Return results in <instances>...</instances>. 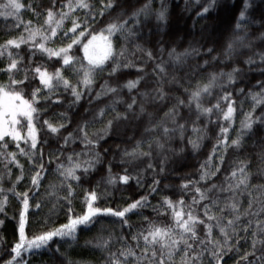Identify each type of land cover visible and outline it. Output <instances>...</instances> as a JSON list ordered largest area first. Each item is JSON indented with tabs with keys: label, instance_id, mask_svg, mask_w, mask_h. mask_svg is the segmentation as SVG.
Masks as SVG:
<instances>
[{
	"label": "trees",
	"instance_id": "1",
	"mask_svg": "<svg viewBox=\"0 0 264 264\" xmlns=\"http://www.w3.org/2000/svg\"><path fill=\"white\" fill-rule=\"evenodd\" d=\"M5 0H0V3ZM25 4V9L20 12V21L27 23L32 22L33 27H38L43 24L44 16L39 20L33 15L31 9L27 6L32 4L36 11H43L50 6V0H21ZM67 3V0H57V8L60 3ZM75 0H73V3ZM93 4L91 15L95 16V26L97 29L103 28L109 21L117 19V12L123 10L125 15L120 16L119 20L126 19L134 10L142 7L147 0H122L121 8L114 12L106 13L104 17L97 13L100 8V0H90ZM167 6V23L158 22L155 15H151L148 19L141 17V22L136 26V33L138 38L127 43L128 49L127 59L133 62V65L128 68H122L116 75L109 77L108 72L110 68L105 67L103 73L98 74L95 84L91 91L85 90L82 99L78 103H73L74 97L71 90H65L62 85H57L53 81V90L51 93L43 88L40 84L38 75H34V69L41 67L42 70H47L49 73L54 72L60 68L64 77L75 84L77 77L70 69L61 68L62 60L59 57L49 58L46 54L40 52L38 49L30 47L29 44H22L19 49L10 48L8 51L12 52L13 58L20 61L18 63L19 71L15 72L14 78L17 80L23 79L25 70L27 69L28 79L24 81L25 93H30L32 90L39 88L38 102L35 107L38 109V115L34 114V122L38 130L39 143L36 150V155L33 157L36 165L41 163L39 153L43 152L44 171L41 172V182L38 188L31 185V176L37 171L33 163L29 161L28 157L18 155L17 160L20 165H23V179L17 182V177L21 175V169L14 163H10V157L0 156V188L3 189V194H0V199L7 196V203L4 212L0 213V264H5V261L11 259L9 253L12 246L18 240L17 222L18 212L21 208V201L14 193H29L30 208L28 211V219L32 221L29 235L44 230V221H48V227H58L60 224L67 222L65 212L67 211V203L63 200L55 208L54 212L50 213L53 204H56L55 199H50L48 192L51 191L50 185L56 186L57 195L63 197L67 195L65 189L60 187L62 178L56 171L57 164L63 163L67 165V157L73 156L76 160L77 153L81 155L79 160H87L91 158L90 153L98 151L100 153V161L95 164L94 168L90 169L87 174H83L82 170L77 172L81 176V181L77 184L74 181H69L73 188L72 207L75 213L79 214L84 206L85 197L90 191H96L99 199L96 206L105 208L111 207L113 209H122L133 201L141 197H147V205L136 210L135 214H128V225L121 226L118 218L105 216L101 218L95 226L90 228L78 229V240L72 244L69 256L78 264H104V257L107 253H102L95 246L98 238L107 239L110 235L111 251L115 252L118 249L125 247L123 242L119 239L123 237L128 241V244L135 245L131 237L136 232L143 228H147L148 224L144 221L147 217L149 221L157 224H168L171 222V212L168 211L166 216H158L154 211V207L160 206L161 212L165 208L161 206V201L167 197L174 203L183 199L185 205H191L195 214L203 218L204 204L210 203L215 199L219 201V207H223L228 198L233 195L231 191H222L226 189L228 184L233 182L229 179L233 170L241 166V162L248 165L246 171L252 176L249 181L247 190L236 193V198L241 202L240 211L243 212L248 207V201L251 198L261 197L262 191L254 186L264 185V125L257 124L253 126L250 133H246L241 147L236 148L231 145V139L236 137L240 129V122L244 118V114L249 112L252 107L251 97L248 92H259L260 88L257 86L258 81L264 80V64L260 63L259 58L254 54L257 52H264V39H261V33H264V27L258 23L247 24L249 32L246 43L250 42V48H238L237 54L231 60H226L223 55V45L226 40L234 35H243V32L234 33L233 27L236 22V17L242 7L243 0H217L216 7L211 9L208 14L201 17L197 13L202 11V7L208 3V0H163ZM260 0H251L253 8L248 15L253 21L260 20V10L256 7ZM161 7V0H152V8L159 9ZM67 11V8L64 9ZM86 10H77L76 17L81 19L85 16ZM91 20V16L89 17ZM14 17H0V45H3L8 39H15L24 35L27 38V32L24 30L23 24L17 27L20 22ZM133 21H129V27H132ZM159 24V26H158ZM65 27L70 28L71 22L65 21ZM62 32H58V36L62 37ZM55 43H47V47L57 48L61 47L69 41L54 38ZM113 43L117 49H120L125 44L124 40L119 36L113 37ZM142 45L144 51L136 50L135 45ZM200 48V54L188 58L185 65L176 67L174 69L167 55L168 50L175 48L177 52H183L189 48V45ZM203 46V47H201ZM163 47L165 51L161 53L159 49ZM214 47L211 55L206 54L207 48ZM147 50H151L154 59L150 60L147 56ZM70 55L77 58L83 56L82 51H78L74 46ZM163 58L165 68L168 73L164 81V92L167 94L163 101L156 100L153 102L154 89L159 87L157 78L160 73H154L153 69L157 63H160V58ZM212 56H219V60H212ZM252 56L256 61L255 64L249 66L243 61L247 57ZM209 60V65H204V61ZM7 52L0 57V69H4L9 63ZM127 61H124L126 63ZM85 63H87L85 61ZM204 68V71L196 69L197 65ZM232 67H240L244 72L238 77L237 82L233 86H225L224 89L215 87L210 96L202 98L204 107H211L215 105L225 92L232 93V100L235 101L234 107L236 112L234 114V121L232 128L229 130V146L224 148L222 145L217 146L218 139L223 140L224 137L220 135V128L227 127L228 124L221 118L222 114L213 113L211 116H200L199 120L193 125V121L197 119L195 105H192V113L189 116V109L181 107L179 109L180 115L184 119L180 123L186 124V131L184 139L179 138V134H170L171 140L163 136L162 129H157L154 132H145L146 128L161 121L164 113L168 111L175 103V97L179 96L187 103L189 92L195 90L197 82L201 84L208 81L209 73H219L221 70L227 72ZM143 69V71H139ZM195 71V75H193ZM138 77H143L141 83L136 89L131 92L126 87L121 85L126 84L128 80H136ZM175 77L176 80L172 81ZM9 80L7 72L0 71V83L6 84ZM107 80L109 85L117 87L118 91L115 94H108L97 98V93L100 91V85ZM169 81H172L169 83ZM226 78L220 81L225 83ZM244 89V94L238 90ZM148 92L149 98L147 101L142 98L140 92ZM45 97H50L47 101ZM132 97L137 100V105L134 112H139L140 104H144L146 114L142 116H135L128 114L127 120L114 122L113 131L107 134L103 139L99 140V146L93 149L90 145L82 139L81 133L78 131L79 127L88 121L86 131L90 138L93 132L100 131L104 128L105 123L110 119L114 112L111 109L106 110L103 119L97 117L99 109L105 108L107 105H112L113 101H117L114 107L116 112L125 113L127 104L132 102ZM30 98V97H29ZM226 103H220V107L226 110ZM264 111V106L256 109L255 115L259 116ZM147 113L152 114V119L149 120ZM44 121H48L54 126L59 127L63 124L57 133H52ZM165 126L171 128L173 125L170 121H164ZM204 129L203 132L194 134L192 127ZM72 134V139L65 144V137ZM23 134V133H22ZM202 137L198 140L199 147L193 150L188 143V139H197V136ZM159 138L161 143L165 145L163 150L156 147L155 143L152 145L151 157H137L131 158L124 155L125 150L132 151L137 141H145L143 150L148 151L147 141ZM20 146L26 148L23 141ZM215 146V155L212 153ZM107 150V151H105ZM9 152L17 151L15 144H10ZM32 155V153H29ZM212 159L209 160V157ZM58 158V159H57ZM222 158V159H221ZM51 160V163L48 161ZM208 161V171H215V175L211 176L205 181H200L201 165ZM152 164V168L148 165ZM163 167V172H161ZM109 168L111 171L109 172ZM219 171H216V169ZM128 175L130 177L127 183L119 180L120 176ZM115 178L114 184L109 183V178ZM154 180H158L159 184L154 185ZM139 181V183H138ZM199 181V183L192 184L190 182ZM188 184L187 188L183 185ZM212 184L218 187L212 192L207 193L208 199L200 201L199 204H192L193 198L199 200V193H196L195 188L199 187L201 191L211 187ZM15 186V187H14ZM155 187L156 191H152ZM14 191H10L13 190ZM251 192V197L248 193ZM36 203H40L41 207L37 209ZM260 208L259 202H254L250 212H257ZM219 215L218 208L213 209ZM231 216L229 212L225 213ZM242 224H246L249 219L253 221L252 230L255 229V221L257 219L264 220V213L260 216H242ZM39 221L40 223H36ZM103 229V231H101ZM252 230L248 233L240 232L241 237L247 236V240L241 239L239 244V251H232L225 255L221 264H236L245 251H252L251 240ZM26 231H28L26 229ZM200 235L203 236V229L200 230ZM214 235L219 237L218 230L214 231ZM88 242V243H86ZM235 243V240L231 241ZM56 244L52 245L51 250L41 249L34 251L31 254L25 253L24 259L28 264H62V257L55 253ZM69 247V244H63L60 248L61 252ZM261 245H257L255 256L250 257L255 261L256 257L262 255ZM179 260V256L176 257ZM205 264H207V256H205Z\"/></svg>",
	"mask_w": 264,
	"mask_h": 264
},
{
	"label": "snow or ice",
	"instance_id": "2",
	"mask_svg": "<svg viewBox=\"0 0 264 264\" xmlns=\"http://www.w3.org/2000/svg\"><path fill=\"white\" fill-rule=\"evenodd\" d=\"M199 3V0H197ZM217 0H208V3L202 7V11L198 12V16H205L211 9L216 7ZM122 0H100V8L98 15L104 17L106 13H111L121 8ZM32 10L33 15L40 19L44 16L43 24L38 27H33L32 22L27 23L20 21V12L25 9V4L21 0H5L0 3V17L8 18L14 17L18 21L17 27L23 24L24 30L27 32V38L21 34L20 37L15 39H8L3 45H0V57L7 52L9 63L4 69L0 71L7 72L9 80L6 84L0 83V156L10 157V163H14L18 168L21 169V175L17 177V182L23 179V165L19 164L17 156L28 157L29 161L33 163V166L37 168V171L31 176V185L34 188H38L41 182V172L44 171L43 163V152L39 153V159L41 163L35 164L33 157L36 155V150L39 143L38 130L34 122V114L38 115V109L35 104L38 102V94L40 89H34L30 93L24 91V81L28 79L27 69L23 79L17 80L14 78L15 72L19 71L18 61L13 58L12 52L8 51L10 48L19 49L22 44H29L30 47L38 49L40 52L46 54L49 58L59 57L62 60L61 68L70 69L72 73L77 77L75 84L66 79L60 68H57L54 72L49 73L46 69L42 70L41 67L34 69V75H38L40 84L43 88L47 89L50 93L53 90V81L57 85H62L63 88L71 90V94L74 97L73 103H78L83 95L84 91H91L95 84V80L98 74L104 72L105 67L110 68L108 75L109 77L116 76L122 68H128L133 65L131 60L127 59L128 49L127 43L138 38L136 33V26L140 24L141 17L145 20L151 15H155L158 22L167 23V6L161 0V7L159 9L152 8V0L147 2L139 9L134 10L126 19L119 20L120 16L125 15L124 11L117 12V19L109 21L103 28L97 29L95 26V16L91 15L93 4L90 0H67V3H60L57 8V0H50V6L43 11H36L32 4L27 6ZM260 10V20L253 21L251 16L248 15L250 10H255L251 0H243L242 7L236 17V22L233 27L234 33L243 32V35H234L227 39L223 45L222 55L226 60H231L233 56L237 54L238 48H250L251 43H246L249 32L247 30V24L258 23L261 27H264V0H260L259 4L256 5ZM67 8V11L64 9ZM77 10H86L85 16L81 19L76 17L74 14ZM91 16V20L89 17ZM65 21L71 22V27H65ZM129 21H133L132 27H129ZM159 26V24H158ZM58 32H62V37L58 36ZM119 35L125 42L117 51L113 37ZM54 38L61 39L62 43L64 40L69 41L61 47L52 48L47 47L46 44L51 42L55 43ZM261 39H264V33H261ZM74 46L78 51L83 52V56L80 58L70 55ZM136 50L144 51L142 45L136 44ZM203 47V46H201ZM161 53L165 51L163 47L159 49ZM216 49L214 47L207 48L206 54L211 55ZM200 54L199 47H193L191 44L189 48L183 52H177L175 48L168 50L167 55L169 62L176 67H183L188 58ZM259 58L260 63L264 64V52H257L254 54ZM147 56L150 60L154 59L151 50H147ZM219 56H212V60H219ZM85 61L87 63H85ZM124 61H127L124 63ZM165 61L162 56L160 63L155 65L153 69L154 73H160L157 78L159 87L154 89L153 102L156 100L163 101L166 99L167 94L164 92V81L167 78V71L165 68ZM244 64L249 66L256 63L252 56L247 57L243 61ZM210 61L205 60L204 65H209ZM199 71H204V68L199 64L196 66ZM143 71V69H139ZM264 74V69L261 70ZM244 72L240 67H232L230 71L221 70L219 73H209L208 81L201 84L199 81L195 87V90L190 91L185 89V93L188 94V101L185 103L179 96L175 97L176 103L164 113L161 121L151 125L145 129V132H154L157 129H162L163 136L171 140L170 134H179L181 140L184 139V133L186 131V124L180 123L181 119H184L180 115L179 109L181 107H187L189 109V116L192 113V105H195V111L197 113L196 121H193V125L199 120L200 116H211L214 112L222 114L221 118L228 124L227 127L220 128V135L224 137L223 140L218 139L217 146L222 145L224 148L229 146V130L232 128L234 121V114L236 108L234 107L235 101L232 100V93L225 92L224 95L218 100L215 105L211 107H204L202 104V98L204 96H210L213 88L220 87L224 89L225 86H233L238 77ZM195 75V71H193ZM226 78L225 83L220 81ZM143 77H138L136 80H128L126 84L121 87H126L129 92L136 89L141 83ZM176 78L173 77L172 81ZM172 81H169L171 83ZM257 86L260 88L259 92H248V96L251 97L252 107L251 110L244 114V118L240 122V129L234 139H231V145L239 148L242 145L244 136L246 133H250L253 130V126L257 124L264 125V111L259 116L255 115L256 109L264 106V80L258 81ZM118 91L117 87L109 85L108 81L105 80L100 85V91L96 94L99 99L101 96L108 94H115ZM241 94H244V89L238 90ZM139 95L144 98L145 101L149 98L148 92H140ZM30 97V98H29ZM50 97H45L47 101ZM226 103V110L220 107V103ZM115 103L107 105L105 108L99 109L96 114L97 117L103 119L107 109H111L115 113L104 125V128L100 131L93 132L90 138L89 133L86 131L88 127V121H85L78 129L82 135V139L87 145H90L93 149L99 146V140L103 139L107 134L113 131L114 122L121 120H127L128 114L131 113L137 117L145 115L146 109L144 104H140L139 112L135 113L134 108L137 105V100L132 97V102L127 104L126 112L120 113L115 110ZM149 120L152 119V114L147 113ZM164 121H170L173 127L169 128L165 126ZM48 129L52 133H57L60 128L64 125L61 124L59 127L54 126L48 121H44ZM192 132L198 134L204 131V129L192 127ZM23 133V134H22ZM65 139V144L72 139V134L69 133ZM202 139L199 135L197 139H188V143L191 145L193 150L199 147L198 140ZM23 141L27 146V150L20 146V142ZM145 141H137L132 151L125 150L124 155L131 158L137 157H151V149L153 143L160 150H163L165 145L161 143L159 138H153V140L147 141L148 151L143 150ZM10 144H15L17 151L9 152L8 148ZM107 151V150H105ZM29 153H32L30 155ZM80 153H77V159L74 160L73 156L67 157V165L58 163L56 171L62 178L60 187L65 189L67 195L60 197L57 195L56 186L50 185L51 191L48 192L50 199H55L56 204H53L51 212L55 211V208L61 200L67 203V211L65 215L67 222L60 224L58 227H48V221H44V230L29 235L28 232L31 230L32 221L28 219V211L30 208L29 193H14L21 201V208L18 212L17 232L18 240L14 243L9 253L11 259L5 261V264H28L24 259V254H31L34 251L41 249L51 250L52 245L56 244L54 249L55 253L62 257V264H78L77 261L72 260L69 256L72 244L77 242L78 229L90 228L105 216H111L118 218L121 226L131 225L128 224V214H135L136 210L143 208L147 205V197H141L123 207L122 209H113L111 207L101 208L96 206V202L99 199L96 191H90L86 197L84 206L79 214L75 213L72 207L73 188L69 181H74L77 184L81 181V176L77 175V172L82 170L83 174H87L90 169L94 168L95 164L100 161V153L93 151L90 153L91 158L87 160H79ZM212 155H215V146ZM58 159V158H57ZM212 156L209 157V160ZM222 159V158H221ZM51 163V160L48 161ZM264 162V157H262ZM208 161H205L201 165L200 181H205L211 176H214L215 171L206 170ZM248 165L241 162V166L233 170L230 174L229 179L233 182L228 184L226 189L222 191H231L233 195L228 198L223 205L219 207L218 200H211L210 203L204 204L203 207V218L200 215L195 214L191 205H185L183 199L176 201L175 203L165 197L161 201V206L165 208V211L159 210L160 206L154 207V211L157 212L158 216L168 215V211L171 212L170 220L168 224L160 223L157 224L153 221H149L147 217H144V221L148 224L147 228H143L140 231L132 235L131 239L135 242V245L128 244V241L123 237L119 239L123 242L125 247L118 249L117 251H111V235L107 239L98 238L96 248L102 253H107L104 257V264H205V256H207V264H221L225 255L234 250L239 251V244L241 239L247 240V236L241 237L240 232L248 233L252 230L253 221L248 220L246 224H242V216H260L264 213V199L261 197L251 198L248 201V207L243 212L240 211L241 202L236 198V193L239 191L243 194V190H247L249 181L252 176L251 173L246 171ZM152 164L148 165V168H152ZM111 169L109 168V172ZM216 171H219L217 168ZM163 172V167H161ZM2 179V178H0ZM130 177L123 175L119 177V180L127 183ZM109 183L114 184L115 178L110 177ZM139 183V181H138ZM154 185H158L159 181L154 180ZM192 184L199 183V181L190 182ZM15 187V186H14ZM184 188L188 187V184L183 185ZM218 186L212 184L211 187L201 191L199 187L195 188L196 193H199V200L193 198L192 204H199L200 201L208 199L207 193L212 192ZM262 191L264 195V185L254 186ZM10 191H14L10 190ZM152 191H156L153 187ZM0 194H3V189L0 188ZM251 197V192L248 193ZM259 202L260 208L257 212H250L253 203ZM7 203V196L0 199V213L4 212L5 205ZM35 207L39 209L40 203H36ZM219 215L213 211L217 209ZM231 214L230 218L225 213ZM3 221H0L2 224ZM36 223H40L37 221ZM255 229L252 230L251 248L252 251H245L240 257V260L236 264H264V220L257 219L255 221ZM203 229V236L200 235V230ZM26 229L28 231H26ZM218 230L219 237L214 235V231ZM103 231V229H101ZM2 239V237H0ZM235 240V243L231 241ZM88 243V242H86ZM63 244H69V247L64 252L60 251ZM261 245L262 255L256 257L253 261L250 257L255 256L257 245ZM179 256V260L176 257Z\"/></svg>",
	"mask_w": 264,
	"mask_h": 264
}]
</instances>
